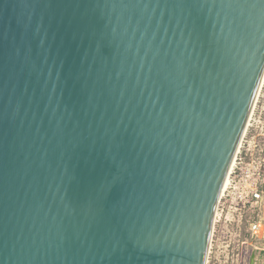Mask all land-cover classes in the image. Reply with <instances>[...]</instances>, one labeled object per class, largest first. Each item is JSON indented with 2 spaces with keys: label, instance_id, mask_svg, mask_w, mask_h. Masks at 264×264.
Masks as SVG:
<instances>
[{
  "label": "water",
  "instance_id": "water-1",
  "mask_svg": "<svg viewBox=\"0 0 264 264\" xmlns=\"http://www.w3.org/2000/svg\"><path fill=\"white\" fill-rule=\"evenodd\" d=\"M263 77L264 0H0V264H207Z\"/></svg>",
  "mask_w": 264,
  "mask_h": 264
},
{
  "label": "built area",
  "instance_id": "built-area-1",
  "mask_svg": "<svg viewBox=\"0 0 264 264\" xmlns=\"http://www.w3.org/2000/svg\"><path fill=\"white\" fill-rule=\"evenodd\" d=\"M262 84L222 190L215 215V224L221 220L223 212L232 213L233 219L237 214L240 222L244 219L247 221L248 230L253 240L258 239L261 244H264V221L259 215L264 199L262 190L264 184V139L257 141L251 134H248L246 138L249 128L251 133L255 126L256 128L261 124L264 126V93L261 96L263 100L258 105L257 113L254 116ZM215 224L213 231H215Z\"/></svg>",
  "mask_w": 264,
  "mask_h": 264
},
{
  "label": "rangeland",
  "instance_id": "rangeland-1",
  "mask_svg": "<svg viewBox=\"0 0 264 264\" xmlns=\"http://www.w3.org/2000/svg\"><path fill=\"white\" fill-rule=\"evenodd\" d=\"M263 93L264 81L254 116L257 113L258 105H260L263 100V97L261 98ZM248 134L254 136L257 141H262V139H264V126L262 124L257 128L255 126L251 133L249 128L246 138ZM224 215H227V217H224ZM251 242H254V240L250 236L247 221L244 219L240 222L237 214H235L233 219L232 213L227 214L223 212L221 220L215 224V231H213L212 234L207 264H249L253 253L251 252Z\"/></svg>",
  "mask_w": 264,
  "mask_h": 264
},
{
  "label": "crops",
  "instance_id": "crops-1",
  "mask_svg": "<svg viewBox=\"0 0 264 264\" xmlns=\"http://www.w3.org/2000/svg\"><path fill=\"white\" fill-rule=\"evenodd\" d=\"M262 190L264 193V184L262 186ZM259 215H261L262 220L264 221V199H263V205L260 208V214ZM250 245H251V249H252L251 252L256 251L258 256L260 255V252L262 250H264V244H261V241H259L258 239H254V242H251ZM251 252H250V254H251Z\"/></svg>",
  "mask_w": 264,
  "mask_h": 264
},
{
  "label": "bare ground",
  "instance_id": "bare-ground-1",
  "mask_svg": "<svg viewBox=\"0 0 264 264\" xmlns=\"http://www.w3.org/2000/svg\"><path fill=\"white\" fill-rule=\"evenodd\" d=\"M214 224H215V221H214Z\"/></svg>",
  "mask_w": 264,
  "mask_h": 264
}]
</instances>
